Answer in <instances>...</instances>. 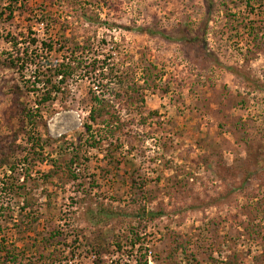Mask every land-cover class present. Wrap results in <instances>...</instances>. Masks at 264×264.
<instances>
[{"label":"rangeland","instance_id":"1","mask_svg":"<svg viewBox=\"0 0 264 264\" xmlns=\"http://www.w3.org/2000/svg\"><path fill=\"white\" fill-rule=\"evenodd\" d=\"M15 7L0 17V264H264V0ZM13 38L46 66L85 47L105 73L85 64L32 133L43 89L34 65L11 69Z\"/></svg>","mask_w":264,"mask_h":264},{"label":"trees","instance_id":"2","mask_svg":"<svg viewBox=\"0 0 264 264\" xmlns=\"http://www.w3.org/2000/svg\"><path fill=\"white\" fill-rule=\"evenodd\" d=\"M18 2L20 0H13L12 4L7 8V10L3 13L0 12V17L4 16L7 11H9V18L12 19L16 11V5H18ZM12 44L13 48L15 50H19L17 52V56H14V54H10V66L11 69L13 70H19L23 74L25 70L28 68H31L33 65L35 66L34 73L36 74V82L32 85L34 89L39 87L41 85L43 89V93L41 94V97H38L37 101L35 102L36 109H31L25 106V109L23 111V115L25 117L24 122H27V126L31 128L30 132H34L36 129V122L37 118H41V109L46 106L48 103L53 102L56 100V98L64 93V86L67 84L68 80H70L78 70H81L85 68V64L87 65L89 71L86 72L88 75L90 74H99L105 73V68H104V62L100 57H94L93 59L89 58L86 62H84L81 58L83 56L84 59V53H86L87 49L85 47H76L74 50H72L69 53L70 57H65L62 62L57 63V64H50V65H44L40 55H37V53L33 54L30 52L29 48H26L24 53L20 51L18 48V41L17 39L13 38L12 39ZM38 42L36 40L32 41V44L35 45ZM44 50L48 51L49 53L54 52V47L53 45L43 43ZM77 49V50H76ZM90 51V50H89ZM88 53V52H87ZM97 76V75H96ZM33 89V90H34ZM39 90V89H37ZM40 91H42L40 89ZM33 93H37L38 91H29ZM107 99L101 98V97H94V103L95 106L91 110L90 113V120L94 124L98 126L105 125V129L110 131L109 133L111 136H114L116 131H114V128L112 125L109 124L108 119H106V116L112 115L109 111L110 105L108 102H106ZM119 130L120 127L116 128V130ZM88 132H92V127L87 126ZM101 130V129H100ZM30 134V137L32 135ZM95 139V138H93ZM36 141V143L33 145L34 150H36L37 147H40V151L43 153L44 152V147L41 146V137H34L30 138V141ZM38 142V143H37ZM37 152V151H35ZM44 156V155H42ZM24 162H27L24 161ZM74 163V161H72ZM8 166H11L10 162H7Z\"/></svg>","mask_w":264,"mask_h":264}]
</instances>
